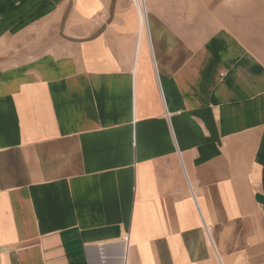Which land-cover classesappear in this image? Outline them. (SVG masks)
<instances>
[{
	"label": "crops",
	"instance_id": "crops-1",
	"mask_svg": "<svg viewBox=\"0 0 264 264\" xmlns=\"http://www.w3.org/2000/svg\"><path fill=\"white\" fill-rule=\"evenodd\" d=\"M181 6L0 0V264H264V46Z\"/></svg>",
	"mask_w": 264,
	"mask_h": 264
},
{
	"label": "rangeland",
	"instance_id": "rangeland-1",
	"mask_svg": "<svg viewBox=\"0 0 264 264\" xmlns=\"http://www.w3.org/2000/svg\"><path fill=\"white\" fill-rule=\"evenodd\" d=\"M145 0H133L136 11L144 12ZM186 22L216 32L230 31L242 38L264 46V0H181ZM251 30V37L245 32Z\"/></svg>",
	"mask_w": 264,
	"mask_h": 264
}]
</instances>
